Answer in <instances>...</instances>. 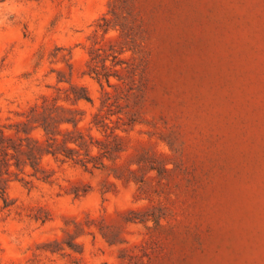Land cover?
Instances as JSON below:
<instances>
[{
  "label": "rangeland",
  "instance_id": "rangeland-1",
  "mask_svg": "<svg viewBox=\"0 0 264 264\" xmlns=\"http://www.w3.org/2000/svg\"><path fill=\"white\" fill-rule=\"evenodd\" d=\"M70 86L83 131L134 123L103 169L8 186L0 264H264V0H0V124Z\"/></svg>",
  "mask_w": 264,
  "mask_h": 264
},
{
  "label": "trees",
  "instance_id": "trees-1",
  "mask_svg": "<svg viewBox=\"0 0 264 264\" xmlns=\"http://www.w3.org/2000/svg\"><path fill=\"white\" fill-rule=\"evenodd\" d=\"M103 26H107V23ZM113 54L115 53L110 56L112 65L108 70L105 62L109 56L103 50L92 49L89 53L88 75L98 81L100 78L104 79L108 87V78H117L111 70L121 64ZM133 81L130 79L127 83L129 89L134 85ZM62 95L61 101L69 106L58 105L57 99L42 100L39 106L30 107L22 115V121L8 126L0 124V200L3 208L9 207L6 192L11 183L22 182L28 185L32 181L50 182L51 175L41 168L44 158H50L61 165L70 164L85 171H97L104 168V161L112 162L122 152L119 138L114 132L121 130L126 133L127 127L134 123L132 120L125 123L120 117L121 111L108 110L110 116H117L116 126L110 127L105 123L106 118L99 116L98 110L92 116L90 127L83 131L79 128L83 113L72 107L82 101L89 103L88 95L84 90H77L73 86ZM108 100L106 97L105 101ZM111 106L112 104L109 107ZM121 127L123 129H119ZM91 131L98 136H92ZM99 134L103 140H99Z\"/></svg>",
  "mask_w": 264,
  "mask_h": 264
}]
</instances>
